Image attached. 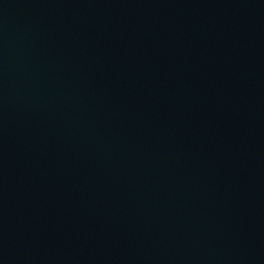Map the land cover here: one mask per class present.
<instances>
[{"label":"water","instance_id":"95a60500","mask_svg":"<svg viewBox=\"0 0 264 264\" xmlns=\"http://www.w3.org/2000/svg\"><path fill=\"white\" fill-rule=\"evenodd\" d=\"M0 264H264V0H0Z\"/></svg>","mask_w":264,"mask_h":264}]
</instances>
